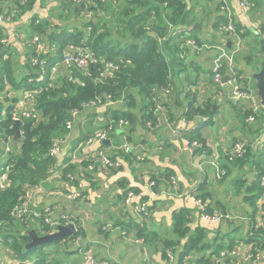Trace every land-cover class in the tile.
<instances>
[{
	"label": "trees",
	"instance_id": "trees-1",
	"mask_svg": "<svg viewBox=\"0 0 264 264\" xmlns=\"http://www.w3.org/2000/svg\"><path fill=\"white\" fill-rule=\"evenodd\" d=\"M242 1L205 0L207 6L203 7L198 0H60V5H54L55 0H0V11L16 29V36L11 40L13 44H9L10 41L3 44L2 39L9 28L0 22V175L8 174V186L0 190V242L3 241L9 248L12 259L20 262L35 260V264H59L54 250L32 259L31 255L36 248L28 250L26 245L31 241L30 230L35 229L41 235L54 232L60 225L46 223L44 216H32L29 222L21 221L13 214L15 206L25 199L26 190L31 187L52 186V190L61 195L73 192V188L81 192L80 181H86L98 169L103 173L118 171L123 169L125 162L135 171L138 161L149 160L151 151H137L140 142L133 135L129 136L127 130L133 132L137 122L153 129L164 118L155 111L153 89L161 91L167 85H172L174 92L171 96H161L165 117L176 121V110L179 109L186 119L197 120L193 131L186 133L181 130L180 135L174 136L185 145L186 139L200 144L194 148L198 163L211 160L218 144L219 165L224 170V174L219 177L215 168L206 164L214 169V183L218 185L213 188L200 186L192 194L202 198L208 212L219 210L231 214L233 218L224 217L217 224H209L201 219L200 209L194 204L198 212L196 224H193L194 219H190L193 216L191 211L182 207L171 211L173 233H164L150 226L151 221L155 220L153 210H156L160 200L153 197L149 215L138 213L136 221L135 218L131 219L132 224L125 222L126 227L121 229L122 235L135 234L136 242L147 254L143 252L146 260L150 261L151 250H154L162 253L165 264H234L233 259H240L239 256L231 255L234 249L252 245V249L264 251V188L261 185L264 176V104L262 102L255 108L253 103L247 101L234 105L226 96L221 100L219 92L224 94L230 87L221 88L213 80L214 60L220 54L218 48L227 51L233 48L234 38L221 30L222 25L228 24L231 11L238 31L241 28L245 30L243 37L246 46L236 55L234 62L238 81L245 90L255 89V93L262 99L257 83L251 84L255 78L253 68L250 67V57L253 54L259 55V61L255 64L257 66L261 62L258 52H264L261 38L250 29L241 7ZM247 2L250 17L264 27V6L260 8L258 0ZM44 8L47 13L42 12ZM57 9H61L60 12H53ZM66 10H69L67 17ZM194 10L200 16L197 20L191 19ZM18 25L22 28L30 25V36L23 37L29 41V47L24 48ZM194 30H199L201 34L197 35L196 32L193 35L191 32ZM186 32L190 33L189 36L182 38ZM35 35L42 40L41 52L35 49ZM178 39L179 43L174 44ZM82 48L93 51L97 63L86 70L76 64L67 67L64 64L65 54ZM35 58L45 60L47 64H34ZM222 62L219 70L229 76L231 72L225 58ZM54 64H57V71L52 73L51 67ZM194 65L202 66V70H194ZM42 76L44 78L40 80ZM180 77L189 83L187 92L179 81ZM27 95H32L31 100L16 110V119L14 108ZM108 95L113 104L107 100ZM96 98L101 99L100 106H88ZM222 101L233 109V117L227 118L237 120L240 127L247 130H242L244 135L248 132L246 137L236 135L233 128L235 125L231 126L227 121L216 122L215 116L223 106ZM101 107L110 108L111 113H103L104 122L95 125L92 121L91 128L82 129V136L76 143L85 144L97 129H108L111 139L106 140L112 141L110 145L104 143L106 140L94 139L98 140L99 150L108 149L111 160L120 163L118 167L104 168L98 160V154L95 158L92 156L86 160L84 157L79 164L75 163L72 151L62 143L73 127H84L88 118L91 120L96 116V109ZM26 112H30V116L25 115ZM108 114L110 117L107 119ZM204 116L209 119L204 121ZM250 116L255 120L248 121ZM119 119L128 121L122 133L116 129ZM17 120H21V136L18 138L14 127ZM68 120H72V128L67 127ZM111 120H114L112 130L108 126ZM207 131L209 133L205 135ZM116 136H123V144L134 145V152L120 148L121 144L115 146L113 138ZM55 138L60 140V152L52 156L50 148ZM168 138H160L154 148L163 150L167 145L171 146L174 142ZM166 141L169 143L165 145ZM239 141L245 144V151L241 155L234 151V145ZM161 144L162 149L159 148ZM7 147L10 149L7 150ZM91 163L94 167L89 170ZM237 167H254L257 170L255 179L249 184L245 198L247 205L230 200L235 188L233 184L240 185L238 189H241L246 182L243 173L234 174ZM68 173L72 174V179ZM161 175L169 179L171 188L177 186V190H182L179 182L172 184V180L178 177L174 168ZM161 175L152 172L148 182L151 184L154 181L152 188L158 192L163 178ZM53 178V182H48ZM227 181L231 182V186L227 185ZM121 182L124 185L123 192L118 195L120 200L125 199L129 190L137 194L141 190L136 184ZM85 191L80 199L84 197ZM190 194L187 196L190 197ZM146 199L143 196L135 203H142ZM238 205L241 208H237ZM70 216L77 229L70 236L52 242L59 245V248L63 245L69 249L70 241L75 237L77 240L80 235V225L74 216ZM244 221L248 222L247 229L242 228ZM233 232L246 233L236 236ZM169 249L173 250L172 261L168 258ZM221 251L229 255L219 261ZM85 252L81 254L82 261ZM102 260L112 262L109 259Z\"/></svg>",
	"mask_w": 264,
	"mask_h": 264
},
{
	"label": "crops",
	"instance_id": "crops-1",
	"mask_svg": "<svg viewBox=\"0 0 264 264\" xmlns=\"http://www.w3.org/2000/svg\"><path fill=\"white\" fill-rule=\"evenodd\" d=\"M57 4L60 5V0H55L54 5ZM60 10L61 9H57L53 12L58 13ZM42 12L47 13L45 8L42 10ZM68 12L69 10L65 11L66 17ZM71 16L74 15L72 14ZM8 28L9 30H7V35L9 36V44H13L11 40L12 37L16 35L12 33L14 30L16 31V29L14 26ZM17 29L20 36H22L23 40H21L24 44V48L29 47V41H25V38H23L26 35L25 32L22 31V27L18 25ZM36 36L39 38V42L42 45L41 38L38 35H35L34 38ZM259 38L263 39L262 37ZM34 42L36 43L35 40ZM35 49L37 50V43ZM54 51H56V49H54ZM228 106L230 105L227 104L219 110V114L221 116L224 115V113H227V116L225 114L226 118L217 120L216 122L227 121L229 125H235L233 128L235 129L236 135H244L243 131L247 130L242 129L237 120L234 121L227 118L233 117V109ZM106 111L111 113L110 108L106 109L101 107L96 109L97 115L94 116L91 121H93V123L104 122L105 120L103 119V113ZM176 113L178 116L175 121L176 127L179 128L180 131L182 130L184 132L186 131V133H190L195 129L197 120L186 119L184 116H182L179 109L176 110ZM109 117L110 114L107 115V119ZM93 123L91 122L90 124V119L88 118V122L85 123L84 126L85 128L83 126H81V128L78 126H72L73 128L71 127L72 129L66 135V140L64 142L62 141V143L65 144V148H67L69 151H72L73 160L75 163L79 164V162L84 159V157H86L87 160L92 158V156H94V158L97 156V152L99 150L97 143L98 140L89 137L85 144L76 143V141L82 136V129H86L87 127L91 128ZM146 126L144 123L137 122V125L135 126L136 131L134 130L132 132L131 130H127L129 136L133 135V137L138 142H140L139 145H137V151L144 153L151 151L150 159L147 160L145 164H143V167L140 171H137V169L133 171L125 162L122 166L123 169H119L118 171L103 173L98 169L92 173L91 177L86 178V181H80L82 189L80 197L83 195V190H86L82 199L79 197L76 200H68L60 193L52 190V186L47 187V185H45L43 188L34 189L32 203V208L34 211L41 212L42 210L45 211L47 208H49L51 217L53 219H59V216L63 214H69L74 216L75 221L80 225V235L77 237V240L75 237L70 241V244L68 245L69 249H65L64 246L61 245L59 248V254L55 251L54 254L58 258L59 264H88L81 259V254L86 250H88V252L92 253L94 256H97V258H100V260L109 259L117 264H143L142 253L144 252V249L142 246L138 245V242H136V235H132L130 233L127 236H123L121 233L122 227H126L125 222L132 224L131 219L135 218L136 221L138 215V212L132 205H126L124 200H120L118 197V195L123 192L122 190L124 184L121 181H125V183L128 184L130 182L131 184L138 185V187L141 189L139 193H142L143 196L147 197L145 201H148L149 205L154 198H160L159 202L157 203L156 210H153L155 213V220L151 221L150 224V226L154 227L155 229L161 230L166 225L170 226L173 223L171 211L177 209L180 210L182 207H187L193 214V216H190V219H194L193 224L198 222V212L194 208L195 205L193 200L187 196V194H192V192L196 191L200 186L205 187L207 185L211 186L212 188L214 185L217 186L218 183H214V169L210 168L208 165H204L202 168L199 167L198 155H191L189 146L187 144L186 146L183 141L180 142V139L174 136L164 118L161 121H158V124L156 125L157 127L155 126L153 129H149V127L147 126V128ZM126 129L127 128L124 130L126 131ZM219 129L221 130V127H219ZM207 133L209 132L207 131L205 135H207ZM247 134L248 132L244 135V137H246ZM250 136L251 134L249 137ZM160 138L172 139L174 142L171 145L173 151L168 150L167 148L163 150L155 149L154 145L156 142H160ZM162 147L163 146L160 145L159 148L162 149ZM61 148L63 149V147ZM175 157H177V159ZM171 168L176 170L178 174L176 181L181 184L182 190L181 188L177 190V186L171 188L172 186L169 184V179L161 175L163 173H167V170ZM89 170L92 169L89 168ZM152 172H156L157 176L161 175V177H163L161 180V189L158 187L160 192L152 188L155 184L154 181V184H148L151 178L150 174ZM237 172L243 173V180L246 182L241 189H238L240 185L233 184L235 185V188L232 191L233 194H231L230 200L234 199V201H240V203L243 202L247 205L248 202L245 200V198L248 195L249 184H251L255 179L257 170L254 167H251V169H239L237 167L234 174H238ZM54 179L55 178L50 179L48 182H51ZM227 182L229 183H227V185L231 186V182ZM73 190L76 191L74 188ZM153 192H155V195L152 196ZM139 198L140 197H138L136 200ZM237 208L241 207L238 205ZM192 209L195 210V213ZM94 210L96 211V214L94 213ZM245 222L246 221L242 222V228L247 229L248 225H244ZM108 226L111 228L104 229V227ZM172 233L173 231H170V234ZM233 233L236 236H240L246 232L240 234H237V232ZM245 248H241L243 249L242 252L245 250ZM36 257L37 256H35L33 259ZM241 259L242 258L240 257V259L238 258L236 261L242 262ZM34 261L35 260L31 261L32 264H35ZM19 262L20 261L14 260L10 257L9 248L3 241L0 242V264H19ZM150 264H165L162 253L151 250Z\"/></svg>",
	"mask_w": 264,
	"mask_h": 264
},
{
	"label": "built area",
	"instance_id": "built-area-1",
	"mask_svg": "<svg viewBox=\"0 0 264 264\" xmlns=\"http://www.w3.org/2000/svg\"><path fill=\"white\" fill-rule=\"evenodd\" d=\"M25 1V0H23ZM248 2L247 0H243L241 3V7L244 11L245 16L247 17V20L249 22V26L251 31L253 32L254 35L258 36V37H262L264 38V27L259 24L258 22H256L255 20H253L250 15H249V11L247 8ZM0 22L5 24L7 27H11L12 25L7 21V19L5 18V15L0 11ZM242 22V19L241 21ZM236 23L233 19V14L230 11L229 12V22L228 24H224L222 25L221 30L227 32L231 37L234 38V43H233V48L231 51H227L225 48L219 47V51L220 54L219 56L214 60V75H213V80L214 82H216L221 88H224L226 86L230 87V93L228 94V97L233 101L234 105H241L243 102L247 101L250 103H253L255 105V108H258L259 105L262 103V99L259 97V95H257L256 93H254L253 91H251L250 89L245 90V88H243L239 81H238V74L237 71L235 69L234 66V62H235V58L236 55L239 54L244 46H246L245 43V38L243 37V34L245 32L244 28H241L239 31L237 29V25L234 24ZM14 34H16V31L14 30ZM34 40L37 43V51L40 52L42 45L39 42V38L36 36L34 38ZM26 41V40H25ZM9 42V36L6 35L3 37L2 39V43L6 44ZM191 42V41H190ZM192 43V42H191ZM71 48H74V46H70ZM75 54H77V56H75ZM226 60V62L229 65V69L231 74L229 75V79L227 82H224L223 79L226 75H223L220 72V67L222 66V59ZM98 59L96 57V54L91 51V50H85V49H77L76 51H71L65 54L64 56V64L67 67H70L74 64H76L77 66H79L81 69L86 70L90 65L97 63ZM34 64H47V61L45 60H40L39 58H35L33 60ZM108 65H111L110 63ZM52 73H55L57 71V64L52 65L51 67ZM44 77L42 76L40 78V80H42ZM174 92L173 90V86L172 85H167L164 86L162 88V90L160 91L159 89L154 88L153 89V100L156 103V109L155 111L157 112V114H162L165 118V121L167 123V125L169 126V128L171 129V132L174 135H180V129L176 127V122L173 120H168L165 115V110L160 102L161 96H171L172 93ZM218 92V90H217ZM221 92V91H220ZM225 95V93H224ZM31 97L32 95H27V97ZM26 99H22L21 101L18 102V105L14 108L15 112H14V116H16V110H18V108L22 105L25 104ZM107 100L110 102V104H113L112 100H111V96L108 95L107 96ZM101 99H94L92 101L89 102L88 106L90 107H99ZM186 110H188V108H186ZM76 113V111H75ZM25 115L30 116V112H26ZM32 116H35L34 113H32ZM16 119H18V116L15 117ZM209 119V117L204 116L203 120L207 121ZM255 118L253 116H250L248 118V121H254ZM114 124V120H111L108 124L109 129L112 130L113 129V125ZM117 124V128L119 130L120 133H122L123 130V126L128 124L127 120L124 119H119ZM151 126V122L148 123ZM68 128H71L73 125L72 120H68L66 123ZM92 138H98L101 140H106V139H111V137L109 136V130L106 128H99L95 131L94 135L92 136ZM186 143L189 146V151L191 153V155L195 154L194 148L197 146H200V144L197 141H193L191 142L190 140L186 139ZM218 144H216L215 148H214V152H213V157L211 160L209 161H205L202 163H199V167L202 168L204 165L209 164L211 166H213L218 174V176L220 177L221 175L224 174V170L221 169L220 165H219V151L217 149ZM120 148L125 149L127 152L131 151L132 146L128 143H124L123 145L120 146ZM10 148L7 147V150H9ZM234 151L237 152V154L241 155L243 154V152L245 151V144L241 141L237 142L234 145ZM60 152V140L58 138L54 139V143L52 145V147L50 148V154L52 156H56L58 155ZM98 160L101 163V165L104 168H107L108 166H114V167H118L120 165V163L118 161H112L111 157H110V153L108 152V149L106 148H102L100 149L98 152ZM90 169H92L94 167V164H89L88 166ZM68 177L69 178H73L71 173H68ZM176 180H172V184L176 183ZM152 184H154L152 182ZM261 185L264 188V176L261 179ZM8 186V174L7 173H3L2 175H0V190H4L6 189ZM35 188H42V187H31L28 190H26V194H25V199L18 204L17 206H15L14 210H13V214L20 219L21 221L24 222H29L30 219L32 218V216H44L45 217V221L48 224H53V225H74L75 228L76 227V223L72 220L71 216L68 214H63L60 216V219H53L51 217V212L50 209L47 208L43 213L41 212H36L31 208V205L33 203V192ZM68 200H76L77 198H79L81 196V192L76 190L73 192H69L67 194H63ZM155 195V192L152 193V196ZM140 197H143L142 193H136L133 190H129L127 192V195L124 199V203L126 205H132L135 210L138 213H144L146 216L149 215V202L148 201H143L142 203H138L136 204L135 201L136 199ZM190 198L193 200L194 204L200 209V217L202 220H204L205 222L209 223V224H217L219 222H221L223 220L224 217L226 218H233V216L229 213H223L219 210H215L212 212H208L206 210V205L203 202L202 198L197 197L195 194H190ZM263 213H264V206H263ZM62 220V221H61ZM124 234H126V232H123ZM138 241L143 242L142 239H139ZM243 249H234L231 252V255L234 256H239L241 257V261L242 262H249L252 264H258L261 261H264V251L259 249V248H255L252 249V245H248L245 250L242 252ZM146 254V253H145ZM147 255V254H146ZM228 253L226 251H221L220 253V257L218 258V260L220 261L222 258H226L228 257ZM168 258L169 261L174 260V255H173V250L169 249L168 250ZM217 260V261H218ZM83 261H85L88 264H115V263H110L108 260H100V259H95L94 255L90 252H85L84 256H83ZM150 262V261H149ZM30 264V263H28Z\"/></svg>",
	"mask_w": 264,
	"mask_h": 264
},
{
	"label": "rangeland",
	"instance_id": "rangeland-1",
	"mask_svg": "<svg viewBox=\"0 0 264 264\" xmlns=\"http://www.w3.org/2000/svg\"><path fill=\"white\" fill-rule=\"evenodd\" d=\"M257 1V0H256ZM259 1V7L261 8L262 6H264V0H258ZM198 2H199V4L201 5V6H203V7H206L207 5H206V2H205V0H198ZM194 9H195V7H194ZM200 16L198 15V12L196 11V10H194V13H192L191 14V19L192 20H197L198 18H199ZM23 30L22 31H24L25 32V35L27 36V37H29L30 35H29V33H30V25H28V26H26L25 28H22ZM197 32V35H200L201 34V32L199 31V30H194V31H192L191 33L194 35L195 33ZM189 32H186L185 34H183V36H182V38H185V37H188L189 36ZM253 37V36H252ZM177 44V43H179V39L178 40H176V42H174V44ZM258 49V47H252V49ZM259 54H260V57H261V62H260V64H258L257 66H255V64L257 63V61H259V55L258 54H253L251 57H250V67L251 68H253V72H258V71H260V69H261V64H262V61H263V57H264V54H262V52L261 51H259L258 52ZM258 55V56H257ZM192 68L195 70H198V71H200V70H202V66H198L197 67V65H194V66H192ZM188 76H189V74H187ZM191 77V76H190ZM193 77V76H192ZM179 81H180V83L185 87V92H187V90H188V88H189V83H187V80L184 78V77H180L179 78ZM251 84H255L256 85V80L254 79H252L251 80ZM252 91L255 93L256 92V90L255 89H252ZM230 93V90L228 89V90H226V92H225V95L224 94H222L221 92H219V94L221 95V100H223V97L224 96H226L229 100H231L229 97H228V94ZM27 99H26V102H30V100H31V97L29 96V97H26ZM232 101V100H231ZM222 104H223V106L222 107H224L225 105H227V104H225V102H223L222 101ZM228 107H230V106H228ZM231 108V107H230ZM225 114H226V116H227V113H224V115H220V114H217L216 116H215V120H221V119H225L226 117H225ZM91 121V120H90ZM92 122V121H91ZM98 124V122H95V125H97ZM123 141H124V139L122 138V137H120V136H116V137H114V145L116 146V145H122L123 144ZM169 143V141H166L165 142V145L166 144H168ZM162 145V144H161ZM167 147V149L168 150H171L170 148H171V146L170 147H168V145L166 146ZM131 151L132 152H134V145H132V149H131ZM130 152V151H129ZM145 158V157H144ZM138 164H135V167H136V169H137V171H140L141 170V168L143 167V164H145L146 163V161H138L137 162ZM176 182V181H175ZM177 183V182H176ZM173 184H175V183H173ZM243 220H244V218H243ZM246 224H248L247 222H245L244 223V225H246ZM172 224L170 225V226H164L162 229H161V231L162 232H164V233H166V232H170V231H172ZM237 234H238V232H237ZM56 248H59V245H55L54 243H50V244H46V245H42V246H38V248H36V249H34V251H33V253H32V255H31V258L33 259L35 256H37V255H39V254H43V253H46V252H49V251H52L53 249H54V251H56V253L57 252H59V250H55ZM142 259H143V264H149V262L146 260V255L144 254V253H142ZM232 262L234 263V264H252V263H249V262H240V261H236V260H232ZM258 264H264V261H261V262H259Z\"/></svg>",
	"mask_w": 264,
	"mask_h": 264
},
{
	"label": "water",
	"instance_id": "water-1",
	"mask_svg": "<svg viewBox=\"0 0 264 264\" xmlns=\"http://www.w3.org/2000/svg\"><path fill=\"white\" fill-rule=\"evenodd\" d=\"M198 25V24H197ZM260 43L262 44V50L264 52V39H260ZM228 45H231V42H228ZM75 56H77V54H75ZM253 77L256 79V83H257V88L258 91L260 93V96L262 97V102L264 104V57H263V61L261 64V69L258 72H254L253 73ZM229 76H225L223 81L226 82L228 81ZM15 129H16V137H20L21 133V120H17L16 124H15ZM111 140H106L104 141V143L110 145L111 144ZM75 226L71 225L68 227L65 226H58L56 231L52 232V233H47V234H38V232L35 229L30 230V236H31V241L26 245V248L28 250L33 249V248H37L38 246H42V245H46V244H50L52 242L58 241L60 239H63L67 236H70L71 234H73L75 232ZM28 261H21L19 262V264H28Z\"/></svg>",
	"mask_w": 264,
	"mask_h": 264
},
{
	"label": "clouds",
	"instance_id": "clouds-1",
	"mask_svg": "<svg viewBox=\"0 0 264 264\" xmlns=\"http://www.w3.org/2000/svg\"><path fill=\"white\" fill-rule=\"evenodd\" d=\"M30 264H32V262H29Z\"/></svg>",
	"mask_w": 264,
	"mask_h": 264
}]
</instances>
